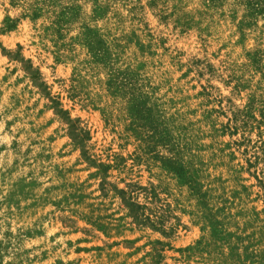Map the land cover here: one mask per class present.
I'll list each match as a JSON object with an SVG mask.
<instances>
[{"label":"clouds","instance_id":"9594fccd","mask_svg":"<svg viewBox=\"0 0 264 264\" xmlns=\"http://www.w3.org/2000/svg\"><path fill=\"white\" fill-rule=\"evenodd\" d=\"M0 264H264V0H0Z\"/></svg>","mask_w":264,"mask_h":264},{"label":"rangeland","instance_id":"374dc122","mask_svg":"<svg viewBox=\"0 0 264 264\" xmlns=\"http://www.w3.org/2000/svg\"><path fill=\"white\" fill-rule=\"evenodd\" d=\"M81 247L77 249L78 252L80 251H84V252H87L88 248H87V245H88V241H81Z\"/></svg>","mask_w":264,"mask_h":264}]
</instances>
